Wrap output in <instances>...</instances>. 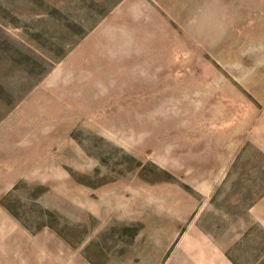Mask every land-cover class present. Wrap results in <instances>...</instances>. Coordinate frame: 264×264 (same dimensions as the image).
<instances>
[{
	"label": "rangeland",
	"instance_id": "1",
	"mask_svg": "<svg viewBox=\"0 0 264 264\" xmlns=\"http://www.w3.org/2000/svg\"><path fill=\"white\" fill-rule=\"evenodd\" d=\"M0 264H264V0H0Z\"/></svg>",
	"mask_w": 264,
	"mask_h": 264
}]
</instances>
